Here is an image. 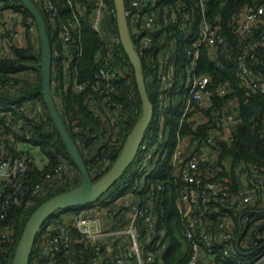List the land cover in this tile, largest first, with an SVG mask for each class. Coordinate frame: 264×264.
Instances as JSON below:
<instances>
[{
    "label": "built area",
    "instance_id": "built-area-1",
    "mask_svg": "<svg viewBox=\"0 0 264 264\" xmlns=\"http://www.w3.org/2000/svg\"><path fill=\"white\" fill-rule=\"evenodd\" d=\"M210 1L125 0L133 40L154 76L155 110L135 158L140 165L136 184L41 228L36 240L45 258L33 264H166L169 237L161 225L162 207L172 191L183 238L191 246L184 264H264V216L256 214L264 212V166L245 160L234 164L232 158L222 157V145L232 141L240 122L241 103L232 79L217 74L234 61L246 95L264 96V2L244 1L231 17L230 36L223 31L221 16L211 14ZM35 2L59 41L52 47V91L59 89L58 109L66 111L62 93L68 87L89 92L87 104L105 128L88 147L85 141L94 135L75 123L77 144L85 154L103 155L110 164L106 154L110 147L122 149L121 125L128 116L119 82L135 74L129 57L126 62L120 57L119 29L113 33L116 6L111 7V0ZM85 23L105 42L106 51L95 53L96 75L79 79ZM29 43L35 53L39 51L42 40L35 17L25 18L14 8V0H0V61L12 57L14 47ZM23 85L9 80L0 84V90L18 91ZM128 97L130 110L138 111L132 87ZM174 109L179 120L168 132ZM47 111V105L36 100L12 104L2 112L6 121L0 126V251H8L15 241L13 227L4 224L13 208L32 206L47 183L63 184L75 175L73 164L60 158L28 189L31 168H43L47 160L40 166L44 159L18 138L25 133L30 138L32 124L47 127ZM156 126H163V133L155 135ZM257 133L264 138V112ZM79 243L90 255H81L82 261L76 258Z\"/></svg>",
    "mask_w": 264,
    "mask_h": 264
},
{
    "label": "trees",
    "instance_id": "trees-1",
    "mask_svg": "<svg viewBox=\"0 0 264 264\" xmlns=\"http://www.w3.org/2000/svg\"><path fill=\"white\" fill-rule=\"evenodd\" d=\"M35 2V0H33ZM65 1V0H64ZM246 0H211L210 9L211 14L214 16L215 13H218L221 16L220 24L223 27V31L230 36H232V31L230 29V20L236 10L240 5ZM264 2V0H261ZM36 3V2H35ZM36 5H38L36 3ZM39 6V5H38ZM111 7L115 8L114 0H111ZM14 8L22 13L25 18H32L34 16L24 4L22 0H14ZM63 12H67L65 6L61 7ZM46 26L47 31L50 37L52 47L55 43L57 44V34L52 31L48 22V16L40 8ZM114 30L113 33H118L117 19H113ZM81 45L83 47V56L79 64V79H88L93 78L99 69V64L96 61L95 53L98 50L106 51L105 42L93 29L89 27L87 23L83 24L81 29ZM120 57L127 61V54L125 53L123 47L120 53ZM143 59V58H142ZM146 63L143 59V67ZM131 67L132 64L129 63ZM264 72V65L261 66ZM27 71L33 72L36 74V79L30 80L27 75ZM219 76H228L232 79L234 85L238 88V94L240 96V122L237 126L236 131L234 132V137L229 144L224 143L222 145V157L232 158L234 164H237L241 160L248 162L259 163L264 166V138H261L257 133L258 127L263 125V112H264V96L257 93H252L251 95H246L244 89L241 88L238 76H237V65L234 61L228 64L227 69L217 70ZM43 49H39L38 52H34V46L29 43L26 47H14L12 49V57L0 61V84L5 83L6 81L12 80L16 83L20 81L23 82V86L18 91H1L0 90V126L5 124L6 117L2 114L3 111L9 110L12 104H23L26 102L35 103L36 100H39L44 107H46V102L44 100V95L42 93L43 89ZM129 79V80H128ZM128 79H122L119 82V88L121 91V96L125 101L124 113L127 116V119L123 121L121 125V130L123 132L122 142L124 143L129 132L135 125L136 121L141 112L142 99L138 89L137 80L135 74ZM131 87L135 91V101H132L133 104H136L137 110H130L132 105L130 101L129 91ZM150 94V93H149ZM151 99L154 102V97L151 95ZM56 98V95L54 94ZM89 97V92H74L72 88L68 87L62 93L63 102L66 107V111H61V116L65 122L68 130L72 134L73 138L77 142V136L74 132V124H79L84 127L85 133L89 135H94V137H89L85 141V145L88 147L94 144V139L99 137L103 132L105 125L103 120L96 116L92 107L87 104V99ZM58 98H56L57 100ZM48 119L50 121L49 125L46 127L44 124H32V132L29 134H22L19 136L18 141H27L34 146H38L41 151L46 156L47 164L40 168L34 166L31 168L30 181L27 186L29 190L38 183L45 173L52 169L60 160V158H66L69 160L76 172L72 179L68 180L63 184L59 183H47L38 195L34 196V204L32 206H27L26 204L14 207L6 221L5 225L13 227L14 230V243L9 247L8 251H0V264L3 262L6 264H12L16 246L18 241L23 233L26 222L33 212V210L40 205L43 201L49 199L50 197L57 195L61 192L70 190L71 188L77 186L81 182V173L74 163L72 156L61 138V135L55 125L53 118L51 117L49 111H47ZM63 115L65 117L63 118ZM172 120H169L170 126L166 128H173L175 120L177 119V110L174 109L171 112ZM173 139L169 141L170 146H172ZM79 145V144H78ZM80 147V145H79ZM81 149V148H80ZM121 149L110 147L108 153L106 154L107 158H111V163L107 164L105 156L101 155L100 158H97L93 155H87L83 151L82 154L87 161V165L90 169L93 179H98L101 177L112 165L117 156L119 155ZM223 176H229L227 173H222ZM235 171L233 172L232 178L235 181ZM136 173H126L114 184L116 185L119 181L121 188L120 193H124L130 190L136 184ZM231 177V176H230ZM113 185V186H114ZM112 186V187H113ZM111 187V188H112ZM165 205L162 207L164 213V221L161 224L166 227V232L169 237V249L164 254L166 264H184L189 256L190 244L183 238L182 235V220L179 214V211L175 202V193L174 191L167 193L165 196ZM80 207V206H77ZM77 207L66 208L59 210L52 214L46 219L43 227L50 225L56 221L63 219L65 214L72 212ZM257 215H263L264 212H257ZM77 259L82 261V256L89 257L85 245L79 243L77 246ZM82 255V256H81ZM45 257L40 253V248L37 245V240L34 245L33 253L31 256L30 264H33L34 261L41 262ZM67 260V257L63 259Z\"/></svg>",
    "mask_w": 264,
    "mask_h": 264
},
{
    "label": "water",
    "instance_id": "water-1",
    "mask_svg": "<svg viewBox=\"0 0 264 264\" xmlns=\"http://www.w3.org/2000/svg\"><path fill=\"white\" fill-rule=\"evenodd\" d=\"M35 17L43 46V89L44 100L55 125L66 144L72 159L78 167L82 180L70 190L50 197L38 205L29 216L23 233L16 246L12 264H30L34 245L44 222L59 210L84 206L99 200L126 173L134 162L145 133L149 128L154 114V103L148 92L143 73L142 57L133 40L125 0H115L119 34L126 54L134 70L138 89L142 99V109L139 119L129 132L125 143L110 168L98 179H93L87 161L80 147L68 130L58 109L52 91V44L46 28L42 12L32 0H22ZM205 167V164L202 165ZM239 243V238L237 244Z\"/></svg>",
    "mask_w": 264,
    "mask_h": 264
},
{
    "label": "rangeland",
    "instance_id": "rangeland-1",
    "mask_svg": "<svg viewBox=\"0 0 264 264\" xmlns=\"http://www.w3.org/2000/svg\"><path fill=\"white\" fill-rule=\"evenodd\" d=\"M39 47L41 48V50L43 49L42 43L39 44ZM143 69H144V76H145V80H146L148 92L151 95H153V92H154V85H153L154 76L151 74V72L148 69L147 65L145 66V64H144ZM26 73H27L26 76H28V78L30 80L36 79V74L35 73L29 72V71H27ZM67 86H68V81H65V87H67ZM54 93L56 94V98L59 99V89H57L56 91H54ZM140 114H141V112H140ZM64 117H65V115H63V118ZM139 117H140V115H139ZM139 117H138V119H139ZM176 120L177 121L179 120V114L177 115V119ZM163 122H164V119L162 117H160V123L162 124ZM163 130H164V127L163 126H156L155 135H158L159 133H163ZM169 131H170V129L168 128V132ZM80 146L82 148V145L81 144H80ZM39 164H40V166H42V165L45 164V162H43V163L42 162H39ZM139 166H140L139 163L134 160V162L131 164V166L127 169L126 175L129 174V173H131V172L132 173H136V171L138 170ZM119 182L116 185H114L111 189H109L100 199L107 198V197H114V196H117L118 194H120L121 188L119 187V185H120Z\"/></svg>",
    "mask_w": 264,
    "mask_h": 264
},
{
    "label": "crops",
    "instance_id": "crops-1",
    "mask_svg": "<svg viewBox=\"0 0 264 264\" xmlns=\"http://www.w3.org/2000/svg\"><path fill=\"white\" fill-rule=\"evenodd\" d=\"M25 146L28 147L29 149H31V151L34 154H36V156H38V158H40L42 160L44 159L43 162H46L45 161L46 159L44 158L43 152L41 151V149L38 146H34L31 143H29V142H26Z\"/></svg>",
    "mask_w": 264,
    "mask_h": 264
}]
</instances>
